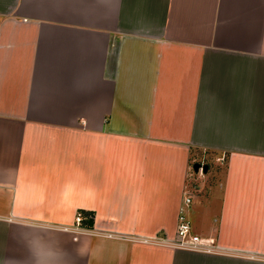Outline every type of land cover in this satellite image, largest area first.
Listing matches in <instances>:
<instances>
[{
  "label": "crops",
  "instance_id": "obj_1",
  "mask_svg": "<svg viewBox=\"0 0 264 264\" xmlns=\"http://www.w3.org/2000/svg\"><path fill=\"white\" fill-rule=\"evenodd\" d=\"M0 264H264V0H0Z\"/></svg>",
  "mask_w": 264,
  "mask_h": 264
},
{
  "label": "built area",
  "instance_id": "obj_2",
  "mask_svg": "<svg viewBox=\"0 0 264 264\" xmlns=\"http://www.w3.org/2000/svg\"><path fill=\"white\" fill-rule=\"evenodd\" d=\"M191 202V198H187L186 203L189 204ZM84 221V217L82 214H78L76 218V227L73 229H66V230H72L74 232H86L88 230H85L81 227L82 223ZM178 235L180 238V241L175 244L176 246L191 250V251H204V252H212V244L209 241H206L199 236L194 235L192 231L191 223L187 220V218L184 215H181L179 218V226H178Z\"/></svg>",
  "mask_w": 264,
  "mask_h": 264
},
{
  "label": "rangeland",
  "instance_id": "obj_3",
  "mask_svg": "<svg viewBox=\"0 0 264 264\" xmlns=\"http://www.w3.org/2000/svg\"><path fill=\"white\" fill-rule=\"evenodd\" d=\"M213 170H211L210 173L207 172L206 175L203 177H202V175L199 176L196 174L195 176L197 178V184L198 185L204 184V185L208 186L209 188H214L216 186L217 182L214 180V178L212 176L214 174Z\"/></svg>",
  "mask_w": 264,
  "mask_h": 264
},
{
  "label": "water",
  "instance_id": "obj_4",
  "mask_svg": "<svg viewBox=\"0 0 264 264\" xmlns=\"http://www.w3.org/2000/svg\"><path fill=\"white\" fill-rule=\"evenodd\" d=\"M193 168L195 172H199V170L202 169L204 173H207L209 169L208 166H202L201 164H195Z\"/></svg>",
  "mask_w": 264,
  "mask_h": 264
},
{
  "label": "trees",
  "instance_id": "obj_5",
  "mask_svg": "<svg viewBox=\"0 0 264 264\" xmlns=\"http://www.w3.org/2000/svg\"><path fill=\"white\" fill-rule=\"evenodd\" d=\"M87 221H90V220H87Z\"/></svg>",
  "mask_w": 264,
  "mask_h": 264
}]
</instances>
